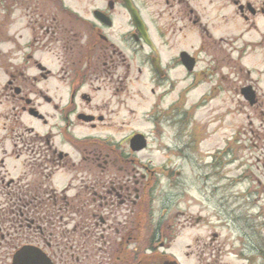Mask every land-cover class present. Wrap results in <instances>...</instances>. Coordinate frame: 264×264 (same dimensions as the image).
Masks as SVG:
<instances>
[{
  "label": "flooded vegetation",
  "instance_id": "af4514ba",
  "mask_svg": "<svg viewBox=\"0 0 264 264\" xmlns=\"http://www.w3.org/2000/svg\"><path fill=\"white\" fill-rule=\"evenodd\" d=\"M74 1L52 10L46 0H0V264H13L31 237L53 264L169 263L178 235L167 204L173 184L163 179L181 172L171 161L163 167L152 155L140 157L149 147L146 132L122 134L136 111L128 101L142 95L130 87L147 75L151 93L165 98L185 83L168 110L183 107L200 79L208 87L202 102L227 81L236 83L237 74L245 82L235 94L249 84L258 90L252 69L240 64L264 55V0ZM16 11L25 28L14 27ZM45 53L56 58L55 68ZM229 63L236 65L226 72ZM262 98L242 104L249 141L263 147ZM161 122L153 119L155 127ZM210 122L196 124L202 141L222 136L221 125L206 130ZM237 131L224 136L229 151ZM137 132L145 134V147L133 150ZM159 204L164 210L156 222ZM247 261L264 264V248Z\"/></svg>",
  "mask_w": 264,
  "mask_h": 264
},
{
  "label": "rangeland",
  "instance_id": "374dc122",
  "mask_svg": "<svg viewBox=\"0 0 264 264\" xmlns=\"http://www.w3.org/2000/svg\"><path fill=\"white\" fill-rule=\"evenodd\" d=\"M67 3L72 7L77 5L74 0H67ZM31 5L30 14L33 15L32 7L37 5ZM46 5L52 10L58 6L55 0H46ZM25 12L26 10H23V13ZM14 27L25 28V19L19 17L18 11L14 14ZM52 48L56 49L55 45ZM44 56L47 63L55 67L56 58L50 53H45ZM244 64H246L245 66L248 64L252 69L253 76L259 79L257 81L264 91V55L258 57L257 54H254L240 65L244 66ZM204 65V63H200L199 68ZM235 65V63L227 64L224 71H233L232 66ZM178 70L175 69L174 72H182L180 69ZM178 75L182 74L178 73ZM231 76L234 78L236 75L232 73ZM237 78V84L226 79L229 83L226 88L220 94L212 95L211 103L207 101L208 104L205 103L196 109L191 128H185L179 126V123H175L173 130L174 121H172L171 114L164 115L162 110V106L165 108L167 104H170V97H168L159 109V113H162V116L160 117L159 114V117L162 120L166 119L161 123L169 125L168 128L163 124L165 131L161 135L160 132L156 135L152 133L154 129L153 105L157 95L152 94L149 90L152 85L150 77L145 75L141 84L134 83L130 87L131 94L140 88L142 95H136L134 99L128 101L129 106L135 108L136 111L134 115L126 117L127 120L130 119V124L126 125L125 132L122 134H128L133 129L147 131L153 139L151 147L140 153L142 159L145 160L146 156L152 155L155 159L154 163L166 162L167 165L171 160L174 169L181 172L179 176L174 173L168 178L164 176L165 179H163L166 182L170 179L173 184L171 191L168 189L167 192L170 199L167 204L170 208L169 213L173 214V224L177 227L174 231L178 236L171 251L173 255L177 256L180 264H207L214 259L219 264H248V254L264 248V171L262 169L264 146L262 147L260 141L253 142V144L249 141L251 131L248 109L242 104L246 101L242 99L240 89H237V94L233 90L236 85L242 86L245 78L240 74H237ZM184 85L185 83L182 82L176 87L173 99L176 97V92ZM207 89V84H200L188 91V104L201 102L200 97ZM143 95H145V99L140 97ZM183 101L180 102L182 105L185 104ZM180 108L182 107H175L173 117L178 119L184 112ZM210 119H213V122L209 123L206 130L210 131L221 125L222 136L218 137V133H216L202 142L200 146L194 145L190 139L191 130H198L200 123H205ZM197 123H199L198 126ZM258 123L259 120L254 115L253 127L255 130ZM234 128L238 130L236 133L239 134L236 139L240 142L234 146L231 153L218 158L209 156V151H213L217 146H222L224 142L221 138L227 134L231 135ZM175 131L178 132V135L175 134ZM194 133L193 139L199 142L200 136L196 132ZM157 142H161L158 151L153 149L157 146ZM173 148L179 153H170V149ZM69 150L73 149L69 148ZM57 178L56 182L64 179L63 176ZM238 179L239 181H236ZM167 186L164 187L169 188ZM194 200L197 202L194 203ZM163 210L164 207L161 204L155 206L156 222H159L160 212ZM178 211L186 213L177 215ZM210 211L214 212L215 216H210ZM197 215L202 216L199 222H195ZM168 216L170 217L167 218V221L172 222V216ZM189 216H192L191 220L183 221L186 225L181 227L182 222L176 223ZM242 250L245 251V254L242 253Z\"/></svg>",
  "mask_w": 264,
  "mask_h": 264
},
{
  "label": "water",
  "instance_id": "95a60500",
  "mask_svg": "<svg viewBox=\"0 0 264 264\" xmlns=\"http://www.w3.org/2000/svg\"><path fill=\"white\" fill-rule=\"evenodd\" d=\"M243 94L247 99L255 101V92L251 87H246ZM14 264H52L40 251L32 247L21 248L14 257ZM165 264H177V262H169Z\"/></svg>",
  "mask_w": 264,
  "mask_h": 264
},
{
  "label": "bare ground",
  "instance_id": "6f19581e",
  "mask_svg": "<svg viewBox=\"0 0 264 264\" xmlns=\"http://www.w3.org/2000/svg\"><path fill=\"white\" fill-rule=\"evenodd\" d=\"M195 202H197V201L194 200V203H195ZM205 210H206V208H205ZM209 213H210V216H215V213H214V212L210 211Z\"/></svg>",
  "mask_w": 264,
  "mask_h": 264
}]
</instances>
